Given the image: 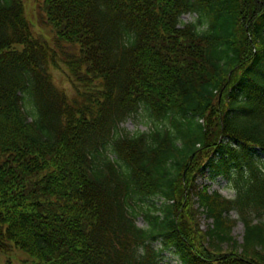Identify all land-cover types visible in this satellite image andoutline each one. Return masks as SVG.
Masks as SVG:
<instances>
[{
	"label": "trees",
	"instance_id": "obj_1",
	"mask_svg": "<svg viewBox=\"0 0 264 264\" xmlns=\"http://www.w3.org/2000/svg\"><path fill=\"white\" fill-rule=\"evenodd\" d=\"M42 4L0 0V264H264V0Z\"/></svg>",
	"mask_w": 264,
	"mask_h": 264
},
{
	"label": "rangeland",
	"instance_id": "obj_2",
	"mask_svg": "<svg viewBox=\"0 0 264 264\" xmlns=\"http://www.w3.org/2000/svg\"><path fill=\"white\" fill-rule=\"evenodd\" d=\"M25 3H26V14L29 20L33 24L34 32L37 34H41L43 36L51 37V35L54 34L52 27L49 24L44 23L42 20L44 13V10L42 8L43 5L42 0H25ZM194 16H195L194 13L189 11V12H185L182 15V18L184 21H191L194 19ZM54 73H55V79L57 85L66 86L69 90L72 89L71 88L72 83L69 81L66 75H64L63 72L54 70ZM150 124H151V120L144 111L139 112L134 117L128 118L122 123L123 126H125L128 130L132 132H136L137 130L140 131L147 130L149 129ZM262 155L264 156V152ZM196 180L199 183L200 187L203 184H207L209 186L210 191L218 190L227 197H235L237 194L236 189L229 186L227 183V179L221 175L217 177H212L210 172L206 171L205 174H200ZM195 199H197V196H195ZM195 199L193 203V210H197V220L199 221V228H201V230H206L208 225L212 223V219L206 215L204 208L199 204V202L195 201ZM158 201L159 203L161 202L160 199H158ZM230 215L231 217L237 219L233 227V235L237 238L239 242H242L243 234L245 231L244 222L239 218V214L236 210H232L230 212ZM138 224L141 226L145 225V221L142 217L138 218ZM164 253H165V257L159 264L180 263L179 257L176 253L170 250H167ZM13 256L17 264H22L23 263V261H21L22 259H32L33 257H35L26 253L24 250L21 251L17 249L13 251ZM1 257L3 258L1 259L4 261L6 255L2 254Z\"/></svg>",
	"mask_w": 264,
	"mask_h": 264
}]
</instances>
